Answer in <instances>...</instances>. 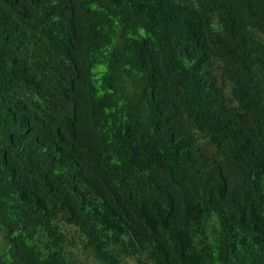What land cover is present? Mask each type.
Returning <instances> with one entry per match:
<instances>
[{"label":"trees","instance_id":"obj_1","mask_svg":"<svg viewBox=\"0 0 264 264\" xmlns=\"http://www.w3.org/2000/svg\"><path fill=\"white\" fill-rule=\"evenodd\" d=\"M264 264V0H0V264Z\"/></svg>","mask_w":264,"mask_h":264},{"label":"rangeland","instance_id":"obj_2","mask_svg":"<svg viewBox=\"0 0 264 264\" xmlns=\"http://www.w3.org/2000/svg\"><path fill=\"white\" fill-rule=\"evenodd\" d=\"M68 239L69 240L65 244V250L68 252L72 264H98L88 252L83 250L81 245L83 238H81L77 232L73 231ZM0 245L4 246V240L1 233ZM130 264H135V262L130 261Z\"/></svg>","mask_w":264,"mask_h":264}]
</instances>
